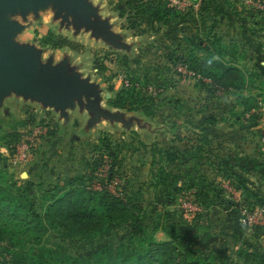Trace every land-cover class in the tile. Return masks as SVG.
Here are the masks:
<instances>
[{
    "label": "rangeland",
    "instance_id": "obj_1",
    "mask_svg": "<svg viewBox=\"0 0 264 264\" xmlns=\"http://www.w3.org/2000/svg\"><path fill=\"white\" fill-rule=\"evenodd\" d=\"M72 1L75 9L57 0H11L0 6V20L11 24L8 44L28 49L37 68L56 70L59 83L85 84L61 93L58 103L24 93L19 81L0 88V188L7 199H27L38 210L44 190L74 174L98 188L118 160L96 152L101 147L97 138L107 134L119 164L113 182L104 186L137 198L136 220L115 221L102 238L72 235L63 240L53 229L32 239L24 232L7 234L1 226L0 251L8 241L34 245L38 254L43 247L61 244L69 255L81 258L80 264L87 258L93 264L99 248L105 261L116 249L125 250L131 230L169 239L162 229H152L157 224L175 232L179 248L193 246L212 264L240 262L237 250L264 255V0H179L178 17L150 27L127 23L136 3L129 8L127 0ZM212 33L235 45L239 64L255 73L240 97L255 95L256 119L242 115L239 91L226 90L205 102L195 78L175 71L172 62L178 55L190 48L197 52L189 40ZM48 35L75 45L51 47L44 42ZM127 78L159 85L153 115L108 105ZM200 134L211 141L212 151L203 148L185 156L182 151L192 152ZM32 135L26 160L13 163L12 146ZM142 143L175 146L179 158L166 169L181 179L157 185L155 165ZM212 154L225 158L228 180L218 174L219 165L210 164ZM97 157L103 161L96 165Z\"/></svg>",
    "mask_w": 264,
    "mask_h": 264
},
{
    "label": "trees",
    "instance_id": "obj_2",
    "mask_svg": "<svg viewBox=\"0 0 264 264\" xmlns=\"http://www.w3.org/2000/svg\"><path fill=\"white\" fill-rule=\"evenodd\" d=\"M133 3L138 5L129 14L127 13L126 20L130 25L140 23L150 27L154 23L167 24L180 14L178 7L170 5L166 0L126 1L128 7ZM46 37L44 42L51 47H73L75 45L62 36L48 35ZM189 42L193 48L197 49V52L190 48L186 53L178 55L172 62L174 67L179 65L193 73L191 77L195 78L200 90L204 92L205 102L226 90L239 91L236 96L238 103L242 106V115L246 114L250 119H256L258 113L253 105L255 95L240 97V92L243 90L247 92L252 85L255 73L247 71L239 64L241 58L238 56L236 46L232 43L226 45L214 33L190 39ZM124 80L126 84L122 83L121 88L113 93L107 100L108 105L125 111L137 110L145 116L153 115L158 102L159 85L154 87L149 82L140 83L131 78ZM148 87L156 90V93L152 95ZM48 132L51 131L48 130ZM200 133H204V130L201 129ZM106 135L97 138L101 147L96 152L101 153L100 158L106 152V156L110 159L119 160L116 156L117 151L112 149L108 135ZM197 141L199 144L192 146V152L186 149L182 153H185V156H194L203 148L207 152L212 151L209 145L211 141L205 134H200ZM141 145L144 148L147 147L150 163L155 165L154 177L157 185H169L171 178L176 179L180 176L172 174L170 168L166 169V166L173 165L179 158L175 146L161 148L155 143L148 146L143 143ZM262 145L264 147L263 143ZM99 157L96 158V165L103 161ZM211 157L210 164L219 165L218 174L228 180L231 175L223 166L225 158L213 154ZM184 159L186 157L183 158L182 163L185 162ZM118 160L114 168L110 164L107 181L101 185L98 184V188L91 187L87 181L83 180L84 176L79 174L65 178L61 184L55 183L44 190L39 210L27 199L20 202L7 199L0 188V228L5 226L7 230L5 233L15 234V236L24 232L32 239H36L38 232L43 229L56 230L61 240L72 235L102 238L110 232L115 221H123L128 217L129 221L136 220L134 210L137 207V198L134 199L133 196V199H130L121 190L111 192L104 186L113 182L115 176L113 170L117 169ZM256 168L255 166L254 169ZM197 178L203 179L200 176ZM178 179L180 180L181 176ZM194 185H199V182H195ZM175 191H179V188H175ZM259 199L257 197L256 200L260 201ZM152 229H162L170 235V238L157 240L151 233H138L131 230L125 239L127 244L125 250L116 249L112 258L105 261L104 250L99 248L98 254L93 255V264H212L207 254H202L193 246L179 248L176 243L177 235L172 230L166 232L165 228L157 224ZM60 245L57 244L55 248L43 247V252L38 254L34 250V245L22 246L20 243L15 244L8 241L2 248L4 252L0 251L2 256L0 264H80V257L69 255ZM235 252L240 262L232 264H264V255L256 251L244 249ZM87 259L85 264H90Z\"/></svg>",
    "mask_w": 264,
    "mask_h": 264
},
{
    "label": "water",
    "instance_id": "obj_3",
    "mask_svg": "<svg viewBox=\"0 0 264 264\" xmlns=\"http://www.w3.org/2000/svg\"><path fill=\"white\" fill-rule=\"evenodd\" d=\"M9 1L11 0H0V6L7 7ZM57 1L70 9L76 8L72 0ZM10 28V23L0 20V88L10 81H19L24 93L42 95L52 103H58L63 92L70 93L85 88V84H77L71 80L59 83L56 70L37 68L28 49L8 44Z\"/></svg>",
    "mask_w": 264,
    "mask_h": 264
},
{
    "label": "built area",
    "instance_id": "obj_4",
    "mask_svg": "<svg viewBox=\"0 0 264 264\" xmlns=\"http://www.w3.org/2000/svg\"><path fill=\"white\" fill-rule=\"evenodd\" d=\"M166 1L170 5L175 6V7H179V5H180L179 0H166ZM175 69H176V71L178 73H180L183 76H192L193 75L192 72L185 70V68H183L182 66H179L178 65V66L175 67ZM122 83L123 84H126V81L123 80ZM148 91L152 95H154L156 93V90H154L153 88H150V87H148ZM33 136L34 135H32V137L31 136H28L29 138H27L25 140V142H22L19 139V142H20L19 143V146H16V145H14V147L12 146L11 153H10L11 154L10 155V158H11V161L13 163H20V162L26 160V158L28 156V149H29L30 146H32L31 145L32 144V140H34V137ZM261 140L264 143V133L261 135ZM25 143H27V144L25 145Z\"/></svg>",
    "mask_w": 264,
    "mask_h": 264
},
{
    "label": "crops",
    "instance_id": "obj_5",
    "mask_svg": "<svg viewBox=\"0 0 264 264\" xmlns=\"http://www.w3.org/2000/svg\"><path fill=\"white\" fill-rule=\"evenodd\" d=\"M41 98H43V96H40ZM113 109H116V110H122V109H119V108H115V107H112ZM125 111V110H124ZM141 115H143L142 113H141ZM143 116H145V115H143Z\"/></svg>",
    "mask_w": 264,
    "mask_h": 264
}]
</instances>
